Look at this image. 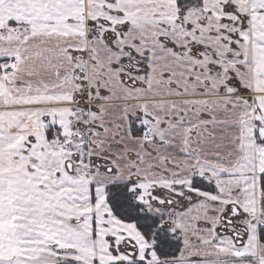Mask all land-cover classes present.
Wrapping results in <instances>:
<instances>
[{"label": "snow or ice", "instance_id": "1", "mask_svg": "<svg viewBox=\"0 0 264 264\" xmlns=\"http://www.w3.org/2000/svg\"><path fill=\"white\" fill-rule=\"evenodd\" d=\"M0 264H264V0H0Z\"/></svg>", "mask_w": 264, "mask_h": 264}]
</instances>
